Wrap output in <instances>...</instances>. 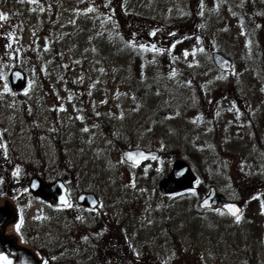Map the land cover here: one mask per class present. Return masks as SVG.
<instances>
[{"label":"rangeland","instance_id":"374dc122","mask_svg":"<svg viewBox=\"0 0 264 264\" xmlns=\"http://www.w3.org/2000/svg\"><path fill=\"white\" fill-rule=\"evenodd\" d=\"M241 1L123 0L169 37L163 61L138 74L140 60H118L102 45L114 30L104 0H0V54L16 63L5 67L0 57V136L15 172H28V181L62 178L71 197L95 193L100 210L129 221L147 264H264V22L245 16ZM209 47L230 58V73L214 66ZM14 67L27 79L18 93L8 82ZM135 147L162 156L133 166L121 150ZM170 155L195 174L183 198L157 189L177 158ZM6 179L0 189L15 193H0V204L15 207L25 244L41 258L51 240L72 233L69 210L94 215L74 198L68 211H54ZM209 186L241 204L239 221L194 210ZM55 216V229L34 230Z\"/></svg>","mask_w":264,"mask_h":264},{"label":"trees","instance_id":"16d2710c","mask_svg":"<svg viewBox=\"0 0 264 264\" xmlns=\"http://www.w3.org/2000/svg\"><path fill=\"white\" fill-rule=\"evenodd\" d=\"M104 5L106 6L110 22L114 26L112 34H109V37L102 42V45L105 46L104 48L108 49L107 53H112L118 60L125 57L127 53L131 54L132 57H136L138 61H141L136 64L138 74L151 69L152 65L157 61H163L165 46L169 41L164 25L136 12L127 11L123 0H104ZM129 25L132 29L129 28ZM153 32H155V35H150ZM188 33L194 32L189 31ZM141 45L144 47L142 48ZM153 45L162 51L157 52L153 50ZM213 50L214 48L209 47L208 52ZM2 55L3 53L0 54V57ZM5 55H3L1 61L5 64V67H13L16 63H13L12 59L9 58L11 54L7 52ZM133 62L135 61L129 60L130 64ZM144 88L150 95V89H147L146 86ZM238 96L240 97V94L236 92H231L228 95L231 100H236ZM9 153L4 148V142L0 136V188L2 186L6 188L7 184L5 180L9 178V181H13L14 185L17 184L18 186L19 183L20 186L18 188L22 192L28 193V172H25L23 176H14V169L17 165ZM161 156L162 154L159 153V157ZM171 156L177 157L170 155V158ZM157 168L159 169V167ZM165 170H167V167ZM261 183L264 185V181H261ZM188 192L189 190H183L179 193H173V195L183 198L184 194ZM0 193H8L6 194L7 196H12L15 192L2 191L0 189ZM192 206L197 213L208 217L230 219L228 215L219 209L213 211L200 210L194 203ZM49 208L54 211L58 210L51 206ZM90 212L94 213V215L87 216L80 211L68 212L66 217L67 224L73 231L65 240L57 242L51 240L49 242L50 244L44 251V258H42L43 264L45 262L47 264H147L132 244L127 232V228L130 225L128 220L118 219V213L100 210L99 205ZM59 218L60 216H55V221H49L52 223L51 226L48 221H44L40 225H34V230H38L41 227L53 230L57 227ZM150 260L156 264H163L161 259Z\"/></svg>","mask_w":264,"mask_h":264},{"label":"water","instance_id":"95a60500","mask_svg":"<svg viewBox=\"0 0 264 264\" xmlns=\"http://www.w3.org/2000/svg\"><path fill=\"white\" fill-rule=\"evenodd\" d=\"M211 60L221 72H230L232 70V61L220 51L213 50L211 52ZM8 82L11 91L14 93L22 92L27 88L25 73L20 68L14 67L10 69ZM128 154H132L134 159H128ZM158 156L159 151L155 149L146 150L135 147L121 150L122 159L133 166H139L147 160L156 159ZM195 181V174L190 163L182 158H175L171 168L157 181V189L162 193L180 192L191 189ZM27 187L30 193L42 195L43 199L51 205H65L61 197L69 202L67 185L62 178H57L52 182H44L39 176L33 175L30 177ZM75 201L88 208H95L99 203L97 195L90 191L78 192ZM197 206L200 210L213 211L219 209L232 218L235 216L229 211L230 206L240 210L237 215H240L243 210L240 203L227 199L215 186L208 187L207 191L198 200ZM12 207L8 200H5L0 205V232L5 223L14 219L15 213ZM0 253L7 255L12 264H43V259L38 257L31 248L17 246L13 239L0 240Z\"/></svg>","mask_w":264,"mask_h":264},{"label":"flooded vegetation","instance_id":"af4514ba","mask_svg":"<svg viewBox=\"0 0 264 264\" xmlns=\"http://www.w3.org/2000/svg\"><path fill=\"white\" fill-rule=\"evenodd\" d=\"M240 6H242L244 8L243 9L244 15L249 16L253 22L254 21L255 22H264V12L262 13L261 11H259V9L262 6H264V0H242ZM257 35L260 36V40H261V42H263V35L261 34L260 31H257ZM232 103H233L234 107L239 108L238 104H240V101L238 99L232 100ZM67 192H68V187H67ZM67 194H68V198H69V203L71 204V202H72L71 200H73V198H74V201H75L76 195L78 193H75L74 197H71L70 193H67ZM2 203H4V201ZM47 203L49 204V206L54 207L58 210H61L62 212L69 210L68 209L69 207H67L65 205L54 206V205H51L49 202H47ZM75 204H76V206H78L80 208H85V209H88L90 211L96 208V207L95 208H88V207H86L80 203H77L76 201H75ZM0 205H2V204H0ZM12 208L14 209L13 211L15 213L14 219L10 220L4 224V227L1 229V232H0V240L6 241L9 239H13L17 246L30 248L27 244H25L26 240H28L26 238L27 236H25V234H28L27 233L28 230L20 227V230L18 232L17 230H14V228L12 227L16 223L18 224V218H19V215H16L15 207H12ZM69 212H71V210H69ZM35 213L39 214V210L36 209Z\"/></svg>","mask_w":264,"mask_h":264},{"label":"snow or ice","instance_id":"6c2138e0","mask_svg":"<svg viewBox=\"0 0 264 264\" xmlns=\"http://www.w3.org/2000/svg\"><path fill=\"white\" fill-rule=\"evenodd\" d=\"M33 2H34V0H33ZM94 9H88V11H93ZM7 17L4 15V14H0V20H4V19H6ZM150 35H155V32H153V33H150ZM170 35H175L174 33H172V34H170ZM132 46H135V45H132ZM175 45H173V47H174ZM141 47L143 48L144 46L143 45H141ZM152 49L153 50H155V51H157V52H159V51H162L161 49H157L156 47H155V45H153L152 46ZM170 51V50H169ZM188 55V53L187 52H185V56H187ZM61 111H63L64 109L63 108H61L60 109ZM79 118V117H78ZM83 131H88V129L87 128H85V129H83ZM128 159H134V157L132 156V154H128V157H127ZM18 172H19V169H17V171L16 172H14L13 173V175L15 176V175H18ZM254 198H257V197H254ZM61 200H62V202L65 204V206H67V207H71V204L68 202V201H66V200H64V198L63 197H61ZM261 208H262V214H264V202H262V204H261ZM229 211L231 212V214L232 215H234L235 217H236V220L237 221H239L240 220V216L239 215H237V213L240 211L239 209H236V208H233V207H229ZM20 227H21V225H20V223H18V224H16L15 225V228H16V230L19 232V230H20ZM0 264H12V261L8 258V256L7 255H5V254H3V253H0ZM45 264H47V262H45Z\"/></svg>","mask_w":264,"mask_h":264}]
</instances>
